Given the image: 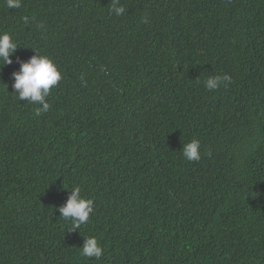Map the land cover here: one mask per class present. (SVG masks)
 <instances>
[{"label":"trees","instance_id":"trees-1","mask_svg":"<svg viewBox=\"0 0 264 264\" xmlns=\"http://www.w3.org/2000/svg\"><path fill=\"white\" fill-rule=\"evenodd\" d=\"M120 4L0 0V264H264V0ZM35 50L62 73L39 116L12 88ZM74 186L94 212L69 232Z\"/></svg>","mask_w":264,"mask_h":264},{"label":"clouds","instance_id":"clouds-1","mask_svg":"<svg viewBox=\"0 0 264 264\" xmlns=\"http://www.w3.org/2000/svg\"><path fill=\"white\" fill-rule=\"evenodd\" d=\"M5 5L8 9H19L22 6V0H5ZM125 7L120 4V0H111L110 14L121 16L125 14ZM25 24L29 22L27 16L22 17ZM145 22H147L145 20ZM43 27V25H40ZM18 43L13 40L12 36L3 32L0 33V69L3 66L12 63L10 56L13 55ZM36 54L27 61H19L20 68L13 72V84L15 94L19 100H25L29 104L38 105L35 109L37 116L48 112L50 103L47 97L51 94V90L58 86L62 79V73L58 70L54 61L46 56L41 55L35 50ZM232 83V77L229 74L212 75L204 81V86L209 91H216L221 86L228 87ZM182 155L189 162H199L202 157L201 144L198 139H192L190 142L183 144ZM209 156L211 152L207 153ZM60 217L70 223V227L66 228L71 232L80 230L81 226L89 222L90 215L94 212V200L85 198L81 194V188L74 186L70 191L64 205L58 209ZM80 251V255L99 261L104 249L100 245L98 239L94 236L84 238V242Z\"/></svg>","mask_w":264,"mask_h":264}]
</instances>
